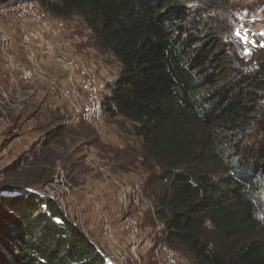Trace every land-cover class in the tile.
Returning a JSON list of instances; mask_svg holds the SVG:
<instances>
[{"label":"trees","instance_id":"obj_1","mask_svg":"<svg viewBox=\"0 0 264 264\" xmlns=\"http://www.w3.org/2000/svg\"><path fill=\"white\" fill-rule=\"evenodd\" d=\"M38 2L56 17L76 13L117 62L101 114L127 121L142 165L159 170L145 188L165 245L196 264H264V60L241 57L227 4ZM0 198L16 218L0 236V264H111L51 199Z\"/></svg>","mask_w":264,"mask_h":264},{"label":"rangeland","instance_id":"obj_2","mask_svg":"<svg viewBox=\"0 0 264 264\" xmlns=\"http://www.w3.org/2000/svg\"><path fill=\"white\" fill-rule=\"evenodd\" d=\"M27 1L39 20L19 18L15 8L0 15V196L51 199L111 264H170L168 253L175 255L174 264H196L182 248L163 241V226L145 188L159 170L142 165L144 152L129 123L103 115L83 120L78 113L95 97L102 104L117 62L96 47L76 13L60 18L38 0ZM213 1L225 2L234 18L253 19L243 23L248 33H264V0ZM194 5L187 8L193 12ZM263 51L258 46L248 57L239 48L247 63L264 60ZM88 82H95L96 96L85 88ZM15 219L0 201V236Z\"/></svg>","mask_w":264,"mask_h":264},{"label":"built area","instance_id":"obj_3","mask_svg":"<svg viewBox=\"0 0 264 264\" xmlns=\"http://www.w3.org/2000/svg\"><path fill=\"white\" fill-rule=\"evenodd\" d=\"M31 2L27 1V0H20L17 2V4L13 7L15 8L14 10L17 11L18 13V17L19 18H29L28 15H32L31 11L28 9L30 7ZM5 11V9H0V15L1 13ZM32 18H30L31 20L34 21L33 18L37 20H39V18L37 17V15H32ZM236 26H235V31H234V35L240 40L242 48L244 50V55L250 57L252 55V52L255 51V49H257V47L259 46L261 49L263 48L261 45L262 44L260 41L264 40L263 35H261L260 32H256L255 35H252L250 33H248V29L243 28V23H247L250 22L252 23L253 19H246L243 17H236ZM9 38L4 37L3 38V43L6 44L8 42L9 44ZM257 43L259 45H257ZM250 53V54H247ZM31 73V72H30ZM26 77L28 79L31 78V74L27 73ZM86 89H93V92L96 96V92H95V82L90 84V82H88V84L85 86ZM80 111H78L79 114H81V116L83 117V120H97L102 114H101V105L100 103H98L96 101V97H95V103L92 102V100L90 99L88 103L83 104L82 107H80L79 109ZM130 227L133 229L134 224L132 222H130ZM167 258H168V263L170 264H174L175 263V255L174 254H167Z\"/></svg>","mask_w":264,"mask_h":264},{"label":"snow or ice","instance_id":"obj_4","mask_svg":"<svg viewBox=\"0 0 264 264\" xmlns=\"http://www.w3.org/2000/svg\"><path fill=\"white\" fill-rule=\"evenodd\" d=\"M261 35H264V33H261ZM262 47H264V45H261ZM247 54H250V53H247Z\"/></svg>","mask_w":264,"mask_h":264}]
</instances>
